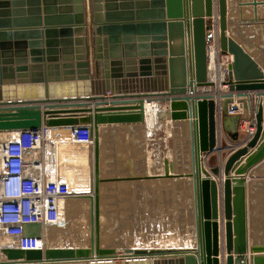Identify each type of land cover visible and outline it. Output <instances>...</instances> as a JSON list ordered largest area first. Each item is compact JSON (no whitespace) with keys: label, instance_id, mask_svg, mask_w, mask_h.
Listing matches in <instances>:
<instances>
[{"label":"water","instance_id":"95a60500","mask_svg":"<svg viewBox=\"0 0 264 264\" xmlns=\"http://www.w3.org/2000/svg\"><path fill=\"white\" fill-rule=\"evenodd\" d=\"M248 3L257 16L264 1ZM215 13L220 47L233 57L230 92L220 104L196 94L212 84L207 52ZM228 30L229 0H0V133L88 128L94 140L91 193L83 195L90 244L3 247L4 264H264V245L249 241L246 177L264 161V70ZM234 95L239 116L228 114ZM144 98L168 102L172 121L189 122L194 247L116 251L101 244V185L120 179L101 176V130L145 123ZM252 119L255 131L246 138L240 123ZM180 167L171 162L165 176L123 179L182 177L171 175ZM40 231L25 229L33 237Z\"/></svg>","mask_w":264,"mask_h":264},{"label":"rangeland","instance_id":"374dc122","mask_svg":"<svg viewBox=\"0 0 264 264\" xmlns=\"http://www.w3.org/2000/svg\"><path fill=\"white\" fill-rule=\"evenodd\" d=\"M238 1H241V3H238L239 5L247 4V2L242 3L246 0H229V32L234 37L235 35H239L238 38L240 40L241 38L248 40L249 35L255 34L252 32V25H255L253 22L256 20L253 19L257 16L247 11H242V9L236 6ZM259 5H264V3ZM251 16L252 19H249ZM258 21L261 22V26L256 29V35L262 41L264 40V15ZM161 110L160 124L158 123L159 125L157 124V127L152 132L148 131L147 128L144 130L145 145L142 155L134 146L131 149L132 145L130 142L132 136L125 133L127 135L123 136V138L126 142L122 143L121 154L115 157L118 168H122L126 172L128 171L131 175H141L143 173L139 171L142 172L143 170L146 174L148 173L147 175L160 174L159 171L166 175L168 172L171 173L169 168L170 163L174 162L177 167L179 162L181 166L180 170L174 168L172 175L186 172L185 169L189 164L190 158L189 132L186 130L188 136H185V132L179 133L176 131L177 129H174L175 125H180L181 127L183 125L170 122L171 119L167 114L168 108L166 105H163ZM81 134L79 132V135ZM63 135L70 138H66L67 143L65 140L63 141L60 137L56 136L54 141L50 142L47 146L46 165L49 171H55V174L61 178V181L67 183L66 187L69 196L63 202L62 206L64 210H62V216H65L66 220L64 218L65 221L61 220L58 225L49 227V229L55 230L53 232L55 234V240L46 238L47 245L48 247L88 246L90 244L91 234L90 200L87 197H83V195L91 193V158L83 159L81 154H74L75 156L73 157L71 153L72 148H79L78 150L81 153L80 149L82 147L80 148V146L86 147L87 141L82 142L84 144L79 143V138H82L80 136L76 138L78 139L77 142L73 143L71 141L73 136L70 133L66 132ZM59 145H63L64 147L60 149ZM79 165L83 168H80ZM79 169L86 170L79 172ZM177 171L180 172L177 173ZM157 179L160 180L154 179L156 181H153L154 185H156L154 191L145 188L141 193V189L137 187L135 182H131L127 187L122 188L124 189L122 192L117 190L116 195L118 199L121 198L119 201L121 205L110 206L108 201H113V199H104V204L101 205V244L103 247H113L118 251L153 247H194L196 239L194 218L192 216L193 194L190 180L185 177L170 178L172 179L170 181L171 186L175 187V198L173 199L171 195L169 198L167 190L163 192L162 188H160V186L162 187L164 183L168 182L165 180L162 181L161 179L167 178L157 177ZM111 191L106 189L105 194L107 193L109 196ZM101 194H103V191ZM66 202L69 204L68 210L65 207ZM260 209L264 211V206H261ZM110 210L112 211L111 216ZM103 211L107 214L103 215ZM263 213L261 215L259 214L263 218L262 226L256 228V230L260 229L259 232L257 231L259 235L264 234ZM41 230V233L44 232V229ZM47 230L45 231L46 237L48 235ZM263 237L262 239H264ZM258 238L254 236L255 240Z\"/></svg>","mask_w":264,"mask_h":264},{"label":"built area","instance_id":"2783aa9c","mask_svg":"<svg viewBox=\"0 0 264 264\" xmlns=\"http://www.w3.org/2000/svg\"><path fill=\"white\" fill-rule=\"evenodd\" d=\"M211 31L213 38L208 44L207 53L208 80L212 84L208 88L217 87L219 89V85L214 80H210V62L212 60L211 53H213L217 68L214 77L219 78L220 83L225 85L228 90L203 94L213 96L215 102L220 104L223 95L230 92L229 66L233 57L223 53L220 47L219 32L216 31L214 24ZM234 97L233 102L229 103L228 114L239 116L243 111L242 104L240 102L234 104ZM247 122L248 124L242 127L246 138L252 136L255 131V121L252 119ZM58 132L59 130L56 128L42 126L33 131L10 132L7 137L0 133L2 140L0 141V264H4L6 261L5 255L1 252L3 247L41 249L48 247L43 232L39 237L26 235L27 225H40L41 229L45 230L58 225L63 219V202L69 196L67 183L61 181L55 171H49L46 165L47 146L54 141ZM221 133L222 138L226 140L228 137L222 127ZM75 135L73 133V138ZM229 151L226 152L229 153Z\"/></svg>","mask_w":264,"mask_h":264},{"label":"crops","instance_id":"0c3cea01","mask_svg":"<svg viewBox=\"0 0 264 264\" xmlns=\"http://www.w3.org/2000/svg\"><path fill=\"white\" fill-rule=\"evenodd\" d=\"M245 2H249V0H246L242 3H245ZM238 3H241V1L240 2L238 1L236 3L237 4L236 6L239 7L240 9H242V11H247L248 13H252L255 16V7L253 5H250V4L239 5ZM257 14L259 15V16L257 15V18L261 19L262 15H264V5H258L257 6ZM257 18L255 17L253 19L256 21L253 22V24H255V25H252V27H253L252 32H254L255 34L249 35L248 40H246L245 38H241V40H240L238 38L239 35L238 36L235 35V38L237 40H239L245 46V48L251 53V55H253V57H255V59L259 62V64L261 65V67L264 70V40L261 41L260 37L258 35H256V32H257L256 29L260 28V26H261V24H260L261 22H259ZM249 19H252V16ZM196 94H198V93H196ZM107 95H110V93H107ZM234 98H235V102H234V104H235L238 101H237L236 96ZM261 98L264 99V96H262ZM107 105H109V104H107ZM170 122L173 123L172 121H170ZM173 124H177V123H173ZM184 124L186 126H189V122L184 123ZM230 124H231V121L229 123L227 122L226 127L233 130L235 125L233 124L230 127L229 126ZM247 124H248L247 121H244V120L242 121V126L240 125V127H239V129L241 128L240 129L241 132H242V127L246 126ZM181 125H183V124H181ZM103 127L104 128L101 130V144H102V147H101V174L102 175L101 176L107 177V178L118 177L120 179L115 180V181H106V182L102 183L101 186H102L103 194L101 195V205L104 204V199H106V198H108V199L113 198V201H108L110 206L121 205V202H119L121 198L118 199V197L116 195V191L117 190H119L121 192L124 191V189H122V188H125V186L127 187L128 184H131V182L132 183L135 182L137 184V187H139V189H141V193L143 192L142 190H144L145 188L149 189L150 191H151V189L154 191L155 190L154 187L156 185H154L153 181L160 180V179H156V180H154V179L135 180V181H129L127 179H123V178L131 175V173H129L128 171L126 172V171L122 170V168L121 169L118 168V166H116L118 164H117V162H115V157H117V155L121 154L120 150L122 148V143L126 142L123 138V136L127 135L125 133H128L132 136V140L130 142L132 145L131 149H133V146H134L135 149H137V151H139L140 154L142 155V153L144 151V145H145V141H144L145 140L144 130L146 128L145 123L134 125V126H130V125H117L116 126L114 124L113 125L109 124V125H104ZM178 127H181V126L175 125L174 129H176ZM85 129H86V131H85ZM66 132L72 134V136H73V133L76 134L75 139L73 137L71 138V141L73 143L77 142L78 139H76V138H79L80 136L82 138H79V143L87 141L86 147L80 146V148L82 147L80 149L81 153L79 150H77V148H75V149L72 148L71 153L73 154V157L75 156L74 154H79V155L81 154V157L83 159L91 158L90 157V146L92 145V143H94V140H91V138H90L89 129L88 128H83V129H81V128L80 129H78V128H64L62 130L59 129V132L56 136L60 137V139H62L63 141L65 140L67 143L68 137L63 135V133L65 134ZM79 132L82 134L79 135ZM59 133H60V135H59ZM225 135L228 137L226 131H225ZM64 137H65V139H64ZM82 144H84V143H82ZM59 146H60V149H62V147H64L63 145H59ZM189 149H190V137H189ZM59 151H61V150H59ZM67 151H68V149H67ZM190 151H191V149H190ZM86 162H87V159H86ZM89 162H90V159H89ZM216 162H214V163H216ZM204 165H205V163L203 162V166ZM79 166H77V167H79ZM80 168H83V167L80 166ZM83 170H86V169H83ZM83 170L79 169L78 171L80 172ZM78 171L76 170L77 173H78ZM143 171L142 172L139 171L140 173H143L141 175L146 174V172H143ZM153 175H155V174H153ZM246 177H247L249 241H250V244H252V245L253 244L264 245V239H262L264 234L259 235L257 233V231L259 232L260 229L256 230V228H259L262 226L261 223L263 222V218H261L260 215L264 211H262V209H260V207L264 206V161L257 164L256 166H254L246 174ZM161 180L162 181L165 180L168 182L164 183L163 184L164 186L162 185V187L160 186V188H162L163 192H165L167 190L169 198L171 195V197L174 199L175 198V187H172L171 183H170V181L172 179L167 178V179H161ZM106 189L110 190V191L112 190L110 192L109 196L107 195V193L105 194ZM139 189H138V191H139ZM143 196H144V194H143ZM105 201H107V200H105ZM105 204H106V202H105ZM105 214H107V213L105 211H103V215H105ZM111 214H112V211L110 210V216H111ZM262 215L264 216V213ZM254 236L259 237V238L257 240H255Z\"/></svg>","mask_w":264,"mask_h":264},{"label":"bare ground","instance_id":"6f19581e","mask_svg":"<svg viewBox=\"0 0 264 264\" xmlns=\"http://www.w3.org/2000/svg\"><path fill=\"white\" fill-rule=\"evenodd\" d=\"M212 21H213V24H214V27L216 28V31H220V28H219V15L217 14V13H215L214 14V16H213V19H212ZM228 34L229 35H231L230 34V32H229V30H228ZM233 36V35H232ZM234 37V36H233ZM212 55H211V62H210V74H211V78H210V80H214L215 82H216V84L217 85H219V89L217 88V87H214V88H208V87H204V88H201L199 91H198V93L200 94V95H202L203 93H216V92H226L228 89H227V87L225 86V85H223V84H221L220 82H221V80L218 78H215L214 77V72L215 71H217V68H216V62L214 61V58H213V53H211ZM216 68V70H214ZM223 68V67H222ZM221 71H222V69H221ZM222 75H223V71H222ZM198 95V94H197ZM160 97H162V96H158L157 98H160ZM165 103V104H164ZM168 104L169 103H167V102H162V101H159V100H148L147 98H144V108H145V125H146V128H147V130L148 131H150V132H152L153 130H154V128L155 127H157V124L159 123L160 124V122H159V119H160V116H161V113H162V110H161V107H163V105H166L167 106V108H168ZM166 109V108H165ZM167 114H168V110H167ZM169 115V114H168ZM166 119V118H165ZM172 121V120H171ZM173 123H179V124H183V127H178V128H176L175 130L176 131H178L179 133H182V132H185V136H188V132H189V137H190V131H189V126H186L184 123H188L187 121H185V122H181V121H177V122H174V121H172ZM228 123H229V121H228ZM158 124V125H159ZM234 123H231L229 126L231 127V125H233ZM67 128V127H66ZM62 130V129H64V128H58V130ZM146 130V131H147ZM185 130V131H184ZM186 130H188V132L186 131ZM86 131V130H85ZM147 131V132H148ZM8 133H10V132H8ZM8 133H3L2 135H4V137H7V135H8ZM91 138V137H90ZM149 138V137H148ZM91 140H93L92 138H91ZM0 141H2V140H0ZM190 149H191V142H190ZM78 150V149H77ZM159 152V151H158ZM47 154V153H46ZM165 155V154H164ZM163 155V156H164ZM49 156V155H48ZM159 158V157H158ZM225 159H223V161H224ZM153 161V160H152ZM150 162V161H149ZM153 163V162H152ZM206 165V164H205ZM205 165H204V167H205ZM188 168H186L185 169V173H182L181 175H183L182 177H185V178H187V179H189L190 180V184H191V188H192V178L190 177V176H187V174L188 173H190L191 172V170H192V153H191V151H190V158H189V164H188ZM201 166H203V161H201ZM160 167V166H159ZM156 170V169H155ZM154 170V171H155ZM158 171H159V169H158ZM164 171V170H163ZM160 172V171H159ZM108 173V172H107ZM154 173V172H153ZM102 175V174H101ZM153 175V174H152ZM155 175H162V176H165L164 175V173H162V172H160V174H155ZM154 175V176H155ZM172 175V174H171ZM174 175H177V174H174ZM109 184V183H108ZM102 187V186H101ZM111 187V186H110ZM192 192H193V190H192ZM193 194V193H192ZM102 195V194H101ZM113 199V198H112ZM67 200V199H66ZM70 200H72V199H70ZM67 203V202H66ZM66 203H65V207H67V210H68V203H67V205H66ZM89 204V203H88ZM72 205V204H71ZM75 207H76V205H75ZM193 208H192V211H193V214H192V216H193V218H194V223H195V214H194V203H193V206H192ZM63 210V209H62ZM113 210V209H112ZM64 211V210H63ZM63 215V214H62ZM255 215V214H254ZM62 218L63 219H61L62 221H65L66 220V217L65 216H62ZM64 218H65V220H64ZM259 220V219H258ZM61 222V221H60ZM59 222V223H60ZM46 230V229H45ZM45 230H44V232H43V234H44V236L46 237V232H45ZM42 231V230H41ZM55 230H51V229H49L48 228V230H47V232H48V235H47V239H49V240H55L54 239V237H55V234L53 233ZM112 231V230H111ZM107 232V231H106ZM45 238V239H46ZM195 239H196V233H195ZM48 240V241H49ZM50 243V242H49ZM52 243H54V242H52ZM51 247H65V246H51ZM74 247H76V246H74ZM153 248H156V249H166V248H164V247H153ZM168 248H184V249H186V248H190V247H187V246H184V247H168ZM135 249V248H134ZM146 249H152V248H146ZM116 251H118V250H116Z\"/></svg>","mask_w":264,"mask_h":264}]
</instances>
